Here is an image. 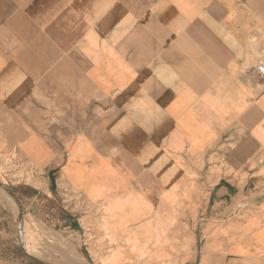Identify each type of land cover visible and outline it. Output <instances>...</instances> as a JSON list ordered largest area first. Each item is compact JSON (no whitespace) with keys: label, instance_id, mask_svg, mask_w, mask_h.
Instances as JSON below:
<instances>
[{"label":"crops","instance_id":"0c3cea01","mask_svg":"<svg viewBox=\"0 0 264 264\" xmlns=\"http://www.w3.org/2000/svg\"><path fill=\"white\" fill-rule=\"evenodd\" d=\"M262 61L264 0H0V159L99 203L108 264L162 214L197 213L225 188L261 194L260 211L216 212L199 264L264 255ZM32 188L14 190L24 212L53 194ZM0 264L31 263L3 245Z\"/></svg>","mask_w":264,"mask_h":264},{"label":"rangeland","instance_id":"374dc122","mask_svg":"<svg viewBox=\"0 0 264 264\" xmlns=\"http://www.w3.org/2000/svg\"><path fill=\"white\" fill-rule=\"evenodd\" d=\"M55 178V173L39 169L33 172L26 164L15 162L10 157L0 159V182L12 190L20 191L27 197H32L34 186L53 190L50 196L41 193L35 199L31 198L28 202L31 207L23 214L25 234L29 236L27 241L35 247L33 253L40 254L41 259L55 264L64 263L61 261V253L66 254L67 251L73 252V256L79 254L77 257L85 260L87 264H108L107 255L115 244L108 242L102 230V206L99 203L86 201L78 193L73 195L69 190L63 189L64 193H69L68 196L56 195ZM262 199L261 194L249 195L247 189L241 193L235 189L225 188L223 193L207 195L204 200L207 202V207L205 206L197 213L176 210L168 216L162 214L160 217L166 219L164 222L160 219L159 227L154 229L150 227L141 239L127 238L128 242L122 244V252L128 253L123 257L127 259H122L121 262L122 264H150L152 261L145 258L150 257L153 252L168 248L181 257L180 260L174 261L175 263L182 264L185 257L191 253L194 257L192 264H199L197 257L207 250L206 241L210 235V227L213 226L211 221L215 222L217 219L216 212L219 213L218 218H224L222 221L224 223L245 220L260 211ZM73 204H76L75 208L87 211H74ZM159 240H163V243H158ZM0 241V246L4 245L17 257L30 261L31 264H40L32 260L23 250L18 204L1 187ZM234 258L236 257L220 262L222 264H264V255L251 257V259ZM216 263L215 259L205 261V264Z\"/></svg>","mask_w":264,"mask_h":264},{"label":"water","instance_id":"95a60500","mask_svg":"<svg viewBox=\"0 0 264 264\" xmlns=\"http://www.w3.org/2000/svg\"><path fill=\"white\" fill-rule=\"evenodd\" d=\"M0 187L2 189H4L18 204V207H19V223H20V231H23L24 230V220H23V214H24V209H23V206H22V203L19 199V197L16 195L15 191L12 190L11 188H9L8 186H6L4 183L0 182ZM21 243H22V248L23 250L25 251V253L34 261H36L37 263H40V264H55V263H51V262H48L44 259H41L40 257L30 253L24 246V242L22 241L21 239Z\"/></svg>","mask_w":264,"mask_h":264},{"label":"bare ground","instance_id":"6f19581e","mask_svg":"<svg viewBox=\"0 0 264 264\" xmlns=\"http://www.w3.org/2000/svg\"><path fill=\"white\" fill-rule=\"evenodd\" d=\"M24 227H25V224H24ZM21 236H22V238L24 239V242H25V244H26L28 250H29L32 254H34V255L40 257V254L33 253L35 250L30 246L29 241H27V240H29V239H28L27 235L25 234V228H24L23 231H21ZM41 257H42V256H41ZM61 257H62L61 261L64 262L63 264H66V263H69V264H87V263L85 262V260L81 259L80 257L73 256V255H71V254L61 253ZM42 258H43V257H42Z\"/></svg>","mask_w":264,"mask_h":264},{"label":"built area","instance_id":"2783aa9c","mask_svg":"<svg viewBox=\"0 0 264 264\" xmlns=\"http://www.w3.org/2000/svg\"><path fill=\"white\" fill-rule=\"evenodd\" d=\"M252 71L258 76L264 78V61L258 63L252 68Z\"/></svg>","mask_w":264,"mask_h":264}]
</instances>
